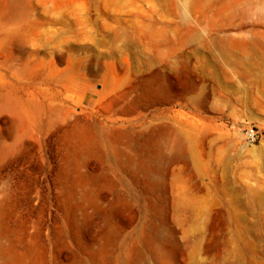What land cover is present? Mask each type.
I'll list each match as a JSON object with an SVG mask.
<instances>
[{"label":"rangeland","instance_id":"rangeland-1","mask_svg":"<svg viewBox=\"0 0 264 264\" xmlns=\"http://www.w3.org/2000/svg\"><path fill=\"white\" fill-rule=\"evenodd\" d=\"M0 264H264V0H0Z\"/></svg>","mask_w":264,"mask_h":264},{"label":"built area","instance_id":"built-area-1","mask_svg":"<svg viewBox=\"0 0 264 264\" xmlns=\"http://www.w3.org/2000/svg\"><path fill=\"white\" fill-rule=\"evenodd\" d=\"M247 141L254 144L257 141V133L254 129H249L246 134Z\"/></svg>","mask_w":264,"mask_h":264},{"label":"bare ground","instance_id":"bare-ground-1","mask_svg":"<svg viewBox=\"0 0 264 264\" xmlns=\"http://www.w3.org/2000/svg\"><path fill=\"white\" fill-rule=\"evenodd\" d=\"M154 159L157 161L160 160L158 156H155ZM143 168H144L143 171H145L146 174H149V175L152 174V173H150V170H148V168H149L148 166H143Z\"/></svg>","mask_w":264,"mask_h":264}]
</instances>
